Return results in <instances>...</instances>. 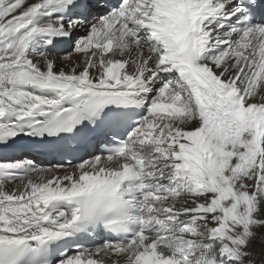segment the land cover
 Masks as SVG:
<instances>
[{"label": "snow or ice", "instance_id": "1", "mask_svg": "<svg viewBox=\"0 0 264 264\" xmlns=\"http://www.w3.org/2000/svg\"><path fill=\"white\" fill-rule=\"evenodd\" d=\"M0 264H264V0H0Z\"/></svg>", "mask_w": 264, "mask_h": 264}]
</instances>
